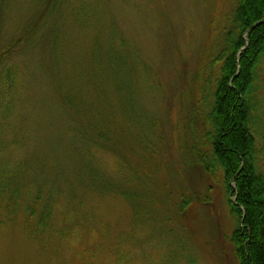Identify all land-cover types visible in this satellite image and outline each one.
<instances>
[{
    "label": "trees",
    "instance_id": "trees-1",
    "mask_svg": "<svg viewBox=\"0 0 264 264\" xmlns=\"http://www.w3.org/2000/svg\"><path fill=\"white\" fill-rule=\"evenodd\" d=\"M62 2L47 0L49 14L55 6L64 5ZM94 3H73L65 18L70 33L78 35L96 28L97 37L88 55L65 60L64 44L69 43L76 55L78 41L73 44L75 35L71 34L62 42L63 11L51 37L52 59L48 65L55 71L64 69L66 61L70 69L55 71V81H51L57 95L53 99L72 116L68 130H63L57 142L69 155L68 172L49 171L52 168L44 159L48 154L39 142L27 152L23 130L18 127L30 113L25 107L22 69L15 55L39 44L32 45L25 30L6 43L0 53V225H14L20 216L22 231L38 242L41 251L59 254L65 243L85 264H129L137 251L122 243L130 241L139 244L142 264H147V237H141L147 235L143 202H147V186L152 188L147 180L153 175L147 173V160L155 153L147 146V62L113 24L107 31L93 24ZM5 12L2 8L1 16ZM226 26L224 45L211 61L200 87L198 113L203 120L204 141L203 148L197 150L198 159L207 172H223L231 213L238 222L230 236L238 264H264V0H238ZM38 61L39 68L47 73L40 57ZM117 115L123 118L122 125ZM131 132L141 151V162H133L126 153ZM101 170L117 181L103 180ZM128 179H134L137 187L127 190L123 182ZM75 185L121 196L130 204L133 231L119 235L112 252L79 248L84 228L80 222L90 220L92 215L88 200L76 192ZM142 197L145 200H139ZM185 205L184 201L182 207ZM101 228L102 234L110 232L108 225ZM139 228L143 232H138ZM89 232L98 241L97 232ZM77 247L79 251L74 250Z\"/></svg>",
    "mask_w": 264,
    "mask_h": 264
},
{
    "label": "rangeland",
    "instance_id": "rangeland-1",
    "mask_svg": "<svg viewBox=\"0 0 264 264\" xmlns=\"http://www.w3.org/2000/svg\"><path fill=\"white\" fill-rule=\"evenodd\" d=\"M41 1H0V53L6 43L22 36L25 30L32 45L39 44L15 55L22 69L25 107L30 113L18 127L23 130L27 152H32L37 142L41 143L48 154L44 159L53 170L49 171L56 174L70 169L66 167L69 155L57 142L63 130H68L72 116L54 100L57 95L51 87V81H55L53 74L70 69L66 61L64 69L54 71L48 65L52 59L51 37L57 31L62 11V42L65 35L69 38L74 34L70 29L66 31L68 6L84 0H63L64 5L55 6L51 14V8L46 9L47 0ZM91 1H95L96 9L93 24L104 26L106 31L113 24L147 62L144 100L147 146L155 151L152 159L147 160V173L153 174L147 180L152 188L147 186V202H143L147 209V235L141 237H147V264H238L230 241L238 222L231 213L223 172L221 169L207 172L197 152L204 141L203 120L198 113L200 87L210 71L211 61L224 45V29L238 0ZM2 8L6 12L1 16ZM28 26L31 28L27 30ZM74 35L72 43L77 45L78 41V53L72 54L69 43L64 44L65 60L88 55L97 30L87 28ZM38 57L47 73L39 68ZM261 69L264 71V64ZM33 74L39 78L35 79ZM117 120L123 124L121 115H117ZM132 138L131 132L126 153L133 162H141V151ZM101 173L103 180L117 181L105 170ZM123 183L127 190L137 187L134 179ZM75 189L88 200L92 215L90 220L80 222L84 228L79 248L112 252L115 239L133 231L130 204L121 196L103 195L86 185L81 188L75 185ZM184 201L186 205L182 207ZM22 221L18 216L14 225H0V264H85L77 257L79 253L71 251L65 243L59 254L41 251L38 242L22 231ZM104 225L110 226L107 234H102ZM88 229L97 232L98 241L92 239ZM140 231L143 232L141 228ZM122 245L137 251L129 264L144 263L138 253L139 244L124 241Z\"/></svg>",
    "mask_w": 264,
    "mask_h": 264
}]
</instances>
